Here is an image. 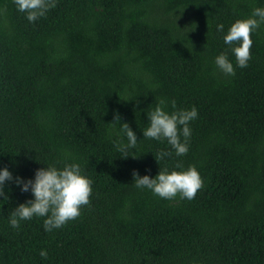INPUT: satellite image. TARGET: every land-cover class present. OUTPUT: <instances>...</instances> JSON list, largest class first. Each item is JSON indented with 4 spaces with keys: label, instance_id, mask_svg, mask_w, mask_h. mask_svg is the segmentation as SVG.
Segmentation results:
<instances>
[{
    "label": "trees",
    "instance_id": "obj_1",
    "mask_svg": "<svg viewBox=\"0 0 264 264\" xmlns=\"http://www.w3.org/2000/svg\"><path fill=\"white\" fill-rule=\"evenodd\" d=\"M258 6L264 0H56L30 23L14 0H0V167L32 178L68 156L93 180L80 215L51 232L44 217L9 225L31 193L6 181L0 264H264V25L247 67L227 76L214 62L230 49L228 27ZM161 98L169 112L195 106L198 116L188 152L159 165L156 154L171 147L142 128ZM117 113L137 135L134 156L112 143ZM177 164L203 178L194 199L133 183V170L154 177Z\"/></svg>",
    "mask_w": 264,
    "mask_h": 264
},
{
    "label": "clouds",
    "instance_id": "obj_2",
    "mask_svg": "<svg viewBox=\"0 0 264 264\" xmlns=\"http://www.w3.org/2000/svg\"><path fill=\"white\" fill-rule=\"evenodd\" d=\"M18 11L26 14L31 23L46 15L55 7L56 0H14ZM264 25V7H255L250 15L236 19L223 35V40L230 49L221 51L214 58L216 67L227 76L235 75L236 67L245 68L251 59L252 34ZM216 30L224 32V24L217 23ZM229 50L235 57V65L229 58ZM168 101L164 98L155 102V106L146 111L147 126L142 128L144 138L166 140L171 150L159 151L155 159L159 163L174 154L177 157L185 155L189 150L191 136L190 122L198 116L195 106L167 111ZM175 108V100L171 101ZM120 115H114L112 125V143L116 150L126 158L138 143L135 131L127 122H120ZM46 167L37 168L34 177H13L5 166L0 167V197L8 199L5 193V182L14 181L21 192H30L31 198L18 203L8 216L12 228H19L20 222L34 216L44 217L43 227L46 232L59 229L68 221L74 220L81 213V208L90 202L93 180L75 158L65 156L62 160L43 162ZM160 165V163H159ZM133 183L139 189L147 188L163 199H174L178 195L182 199H194L197 191L203 187V178L195 165L187 168L177 164L169 169L161 167L154 176L140 175L133 170ZM42 257L47 256L41 250Z\"/></svg>",
    "mask_w": 264,
    "mask_h": 264
}]
</instances>
